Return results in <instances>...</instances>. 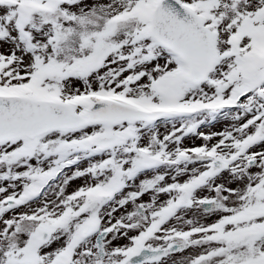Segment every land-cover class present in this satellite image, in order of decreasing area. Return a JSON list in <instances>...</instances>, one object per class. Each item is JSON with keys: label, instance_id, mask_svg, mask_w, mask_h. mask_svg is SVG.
<instances>
[{"label": "snow or ice", "instance_id": "6c2138e0", "mask_svg": "<svg viewBox=\"0 0 264 264\" xmlns=\"http://www.w3.org/2000/svg\"><path fill=\"white\" fill-rule=\"evenodd\" d=\"M0 264H264V0H0Z\"/></svg>", "mask_w": 264, "mask_h": 264}, {"label": "rangeland", "instance_id": "374dc122", "mask_svg": "<svg viewBox=\"0 0 264 264\" xmlns=\"http://www.w3.org/2000/svg\"><path fill=\"white\" fill-rule=\"evenodd\" d=\"M189 143H191V142H189Z\"/></svg>", "mask_w": 264, "mask_h": 264}]
</instances>
